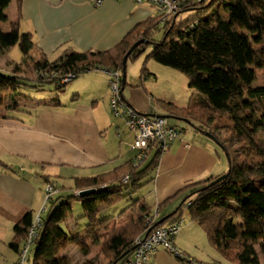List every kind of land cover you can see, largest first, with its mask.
<instances>
[{
	"label": "trees",
	"instance_id": "1",
	"mask_svg": "<svg viewBox=\"0 0 264 264\" xmlns=\"http://www.w3.org/2000/svg\"><path fill=\"white\" fill-rule=\"evenodd\" d=\"M22 2L0 0V23L8 21L9 6L14 3L16 7L15 19L8 29L0 27V52L18 48L26 58L35 48V42L30 33L20 30ZM184 13L193 16L179 21ZM160 25L158 17L149 18L114 49L105 52L67 48L56 60L35 66L33 79L21 77L16 69L11 73L0 69V104L6 93L26 88L41 92L55 85V92H64L81 74L95 69L114 71L122 78L124 57L136 42L145 40L147 43L137 47L128 60L138 59L150 46L143 64L144 75L148 74L147 62L154 60L184 74L189 88L201 95L185 109L165 103L164 117L213 136L227 156L228 170L186 187L177 208L158 221L154 220L152 207L141 198L132 201L119 215L124 214L126 219L118 221L100 218L96 203L114 207L132 199L151 179L162 153L153 151L141 165L135 166L132 161L111 173L76 179L77 188H94L96 192L87 197L77 192L57 207L54 206L57 200L51 198L53 208L47 209L46 217L42 216L40 239L31 248V251L34 248L33 264H69L60 254L67 233L51 224L65 218L70 209L65 210L64 206L73 200L84 208L86 224L78 228L86 229L84 243L99 245L101 253L109 259L107 264H130L138 237L179 221H183L184 227L185 211L228 264H264V85H257L259 73L264 72V0L189 1L177 17L163 25L164 38L156 42L153 35ZM68 75L75 78L63 83V77ZM126 85L121 82L122 96ZM49 104L61 106L58 96L51 98ZM221 130L226 131L224 137ZM127 176L129 179L125 181ZM48 183L55 186L57 193L55 183ZM164 205L159 207V212ZM33 219L29 213L14 227L9 246L18 252V259ZM72 240L82 241L78 236ZM177 258L185 263L190 261L184 253ZM190 263L207 264L195 260Z\"/></svg>",
	"mask_w": 264,
	"mask_h": 264
},
{
	"label": "crops",
	"instance_id": "2",
	"mask_svg": "<svg viewBox=\"0 0 264 264\" xmlns=\"http://www.w3.org/2000/svg\"><path fill=\"white\" fill-rule=\"evenodd\" d=\"M12 4L14 18L4 22L3 30L15 19L16 7ZM151 9L149 5H137L131 0H106L100 6L88 0H23L20 30L33 36L35 48L26 58L23 55L13 58L14 49L0 52V69L5 73L16 69L21 77L33 79L35 66L56 60L67 48L80 52L114 49L138 25L152 18ZM109 72L95 69L83 73L64 92L52 94L51 98L58 96L61 106L32 96L25 92L28 88L6 93L9 99L6 97L0 104V264L17 263L18 252L9 246L14 238V227L27 214L35 216L40 211L44 188L49 181L58 188L54 198L65 199L86 190L77 188L76 179L111 173L131 164L135 158L127 151L134 141V133L128 131L122 119H114L110 111ZM156 81L158 76L150 67L148 74L141 73L142 84L130 82L127 76L123 97L138 111L152 116L166 115L160 111L159 102L180 109L188 106L189 103L181 101L185 97L174 88L156 90L152 83ZM68 92L73 94L69 96ZM215 145L200 132L184 131L181 139L161 155L151 179L148 178L138 194V198L152 207L153 215L158 212L155 221L177 208L186 187L226 172V163ZM114 207L96 203L100 216L108 213V217L103 218L125 220L124 214L119 215L129 206L119 210L118 216V213L108 212ZM64 208L70 209L65 218L51 224L67 233L60 254L70 264L76 261L92 264L95 246L88 243L86 248L82 241L72 240L74 236L82 239L86 232V229H78L73 201ZM85 224L86 221L81 226ZM204 234L189 219L175 239V246L190 261L209 264L208 259L212 257L215 264H228L214 248L206 257L200 254ZM190 261L185 263L159 249L150 264H191Z\"/></svg>",
	"mask_w": 264,
	"mask_h": 264
},
{
	"label": "built area",
	"instance_id": "3",
	"mask_svg": "<svg viewBox=\"0 0 264 264\" xmlns=\"http://www.w3.org/2000/svg\"><path fill=\"white\" fill-rule=\"evenodd\" d=\"M94 6H100L106 0H88ZM119 1V0H116ZM137 5H149L155 9L157 17L162 25H167L185 8L189 1L201 3L205 0H131ZM110 108L116 118L122 119L126 126L134 133V141L130 145L135 152L133 164H143L153 151L165 153L170 145L181 139L182 129L170 123L169 118L164 116H152L142 113L124 101L121 92L122 78L119 73L110 71ZM75 78V75L64 76L63 83H68ZM129 177H125L128 181ZM56 194V188L48 183L46 186L45 203H49ZM45 209L42 210L45 211ZM39 213L34 216L33 223L29 228L27 236L21 247L17 264H26L31 248L40 239L42 229V216ZM152 222L150 219L149 223ZM183 221L151 230L146 236L136 239V249L132 255L130 264H150L152 256L159 250L164 249L170 254L180 257L182 253L174 245V238L181 232ZM199 264V263H194Z\"/></svg>",
	"mask_w": 264,
	"mask_h": 264
},
{
	"label": "rangeland",
	"instance_id": "4",
	"mask_svg": "<svg viewBox=\"0 0 264 264\" xmlns=\"http://www.w3.org/2000/svg\"><path fill=\"white\" fill-rule=\"evenodd\" d=\"M149 7H151V6H149ZM151 10H152V16L151 17L152 18L153 17L154 18L157 17L158 15L156 14L155 9L152 7ZM6 14H7L9 20H12L14 18V15H13L14 14V6H13V4L9 6V8L6 11ZM191 16H193V13H184L179 18V21L180 20H185V19H187V18H189ZM4 25H6V24L3 23V22L0 23V27L2 29L5 28ZM159 27H160L159 31H157L153 35V39L156 42L162 41L163 38H164V35H165L164 26L161 24ZM137 38L139 39V37H137ZM137 38H136V40H137ZM134 40L135 39H133V41ZM150 51H151V47L147 46L146 47V52L142 56H140L138 59H136V60H128L127 66H126V77L128 76V79H129L130 82H134L135 84H142L141 83V73H142V69H143V64H144V62L146 60V56L149 54ZM15 55H19L20 56L19 58L22 57V54H21V52H20V50L18 48H14V50L12 52V57L13 58H14ZM149 67L158 76V82L156 81L157 83L156 82H152V83H154L155 89L158 90L159 92H162V90H165L168 87L174 88L176 91H179L181 93V97H185L183 100H181V101L185 102L184 104H188V103H190L191 100L195 101V100H197V99H199L201 97V95H199L198 93H194V91L189 88V86H188V84H189L188 78L184 74H182L181 72H178V71H176V70H174L172 68H169V67L162 66V65L158 64L157 62H155L154 60H150V61L147 62V68H149ZM259 74H260V76H259L257 85H264V72H260ZM81 75H84V74H81ZM66 89H67V87H66ZM55 91H56L55 85H49V86L46 87L45 91L34 92L31 89H29V90H26L25 92L31 93L32 96H35L38 99L51 100L52 94L56 93ZM68 93H69L68 94L69 96L73 94L71 92H68ZM111 95H112V91L110 89V96ZM6 97H8V99H9V94L8 95L5 94V99H6ZM165 103L166 102H159L158 103V107H159L160 111H163L165 114H167L166 113V109H165V107H166L165 105H167L168 103L167 104H165ZM110 111H111V108H110ZM111 114L114 117V119H116V117L113 115L112 111H111ZM170 121L173 122V123H177V125L180 128L183 129V132L185 131L186 133L190 134V133H194V131H195L191 126H189L188 124H186L184 122H180V121L177 122L176 120H173V119H171ZM127 129H128L129 132H131L128 127H127ZM220 134L222 135V137H224L226 135V131L225 130H221ZM215 147L220 152V154H221V156L223 158V161L226 163V171H227L228 170V168H227V166H228L227 156H226L225 152L220 147H218L217 145H215ZM127 151L132 156L135 157V152H133L131 150L130 146L127 147ZM46 186H47V184L45 185V188H44V204L42 205V208L40 209L39 212H37V214L35 216H37L39 213L42 212L43 209L46 208V210L42 212L43 216L46 217L47 214H48V211H50L53 208V206H52V204H53L52 201L53 200L57 199V202L55 201V203H54V206H56V207L61 205L64 201L66 202V198L63 199V198H59V197L56 198L55 197V198H53L52 201H50V203H45ZM60 191L62 192L63 190H60ZM139 191L140 190H138L134 194L133 199H127V200L122 201L118 206L112 208L108 212L111 215H113V214L116 215L118 213L116 215V216H118L119 213L124 209L123 208L124 206H129L132 201H134L135 199H138ZM73 204H74L73 214H74L75 217H77V219H78L77 221H79V227H80L81 224L86 221V219L84 218L82 205L79 202H77L76 200H73ZM47 209H48V211H47ZM119 210H120V212H119ZM107 214L108 213H105V215L104 216H100V218L108 217ZM157 215H158V212L156 213V215H154L155 218H156ZM189 219H190V216H189L188 212L185 211V213L183 215L184 222L185 223L188 222ZM112 223H114V222L111 221V224ZM84 238H85V236L82 239H80V240H82L83 245L86 247V245H88V243H84V241H83ZM91 246H93V245H91ZM200 246H201L200 254L204 255L205 257L208 254H210V252H208V251H212L213 250V247L211 246L206 234L203 235V242L200 243ZM213 251L215 253H217V251L215 249ZM92 252H93L92 253L93 254L92 255L93 256L92 261L93 262L95 261L96 264H107L108 263L109 259L107 258V256H105V255H103L101 253V249H100L99 245H96ZM33 255H34V248L32 249V251H31V253L29 255V260L27 261V264H33V257H34ZM214 261H215V259H212V257H210L208 259V263L209 264H215ZM224 261H226V260L224 259ZM79 263H81V262H77L76 261L75 264H79ZM73 264H74V262H73Z\"/></svg>",
	"mask_w": 264,
	"mask_h": 264
},
{
	"label": "water",
	"instance_id": "5",
	"mask_svg": "<svg viewBox=\"0 0 264 264\" xmlns=\"http://www.w3.org/2000/svg\"><path fill=\"white\" fill-rule=\"evenodd\" d=\"M147 43L145 40H140L138 42H136L132 48L128 51V53L126 54V56L124 57V60H123V66H124V72H123V75H122V82L123 84H126V66H127V61H128V58L129 56L132 54V52L137 48L139 47L141 44H145ZM167 118V117H166ZM212 141L216 142L215 138L211 135H207ZM96 192V189L92 188V189H86V190H82L79 192V195L81 197H87V196H90L92 194H94ZM167 220V217L160 220L159 221V224H163L164 221Z\"/></svg>",
	"mask_w": 264,
	"mask_h": 264
}]
</instances>
